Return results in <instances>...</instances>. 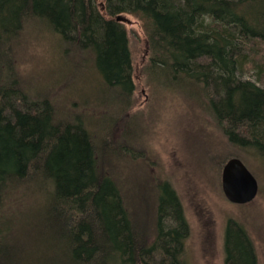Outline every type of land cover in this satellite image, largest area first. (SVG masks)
<instances>
[{
    "label": "trees",
    "instance_id": "obj_1",
    "mask_svg": "<svg viewBox=\"0 0 264 264\" xmlns=\"http://www.w3.org/2000/svg\"><path fill=\"white\" fill-rule=\"evenodd\" d=\"M123 13L143 21L147 74L189 84L233 144L264 158V0H0V264L14 260L16 227L43 232L24 264H41L48 245L56 256L46 264H184L190 227L176 190L167 182L160 189L147 243L101 166L105 155L122 158V136L136 135L114 136L136 91ZM29 25L50 30L64 55L90 59L96 90L110 95L95 101L104 116H62L21 91L14 73L6 77ZM224 245L226 264H258L249 234L232 220Z\"/></svg>",
    "mask_w": 264,
    "mask_h": 264
},
{
    "label": "rangeland",
    "instance_id": "obj_2",
    "mask_svg": "<svg viewBox=\"0 0 264 264\" xmlns=\"http://www.w3.org/2000/svg\"><path fill=\"white\" fill-rule=\"evenodd\" d=\"M120 16L129 35L136 91L132 106L114 121V136L118 140L125 131L136 135L122 136L128 148L122 150V158L105 155L101 166L118 182L137 232L147 243L155 236L158 194L167 182L176 190L190 227L184 264H226L224 241L229 220L246 229L258 264H264V158L233 144L226 125L214 118L189 84H176L172 77L161 74L148 75V36L143 21L130 13ZM11 54L14 72L4 75L14 73L17 87L30 98L49 100L64 115L66 110L73 117L105 115L95 101L101 103L110 95L96 90L90 59L73 51L61 53L50 30L29 25ZM247 79L254 78L249 75ZM115 113L116 109L110 110L108 115ZM236 156L259 183L256 199L245 205L228 201L222 189L223 166L229 157ZM42 233L36 234L34 229L32 234L20 232L16 227L12 241L18 245L11 264H24L39 246L33 237ZM49 247L38 255L41 264L49 263V256H56Z\"/></svg>",
    "mask_w": 264,
    "mask_h": 264
},
{
    "label": "water",
    "instance_id": "obj_3",
    "mask_svg": "<svg viewBox=\"0 0 264 264\" xmlns=\"http://www.w3.org/2000/svg\"><path fill=\"white\" fill-rule=\"evenodd\" d=\"M121 21L123 18L118 16ZM222 189L228 201L236 205L253 202L259 193L255 175L241 158H230L222 169Z\"/></svg>",
    "mask_w": 264,
    "mask_h": 264
}]
</instances>
